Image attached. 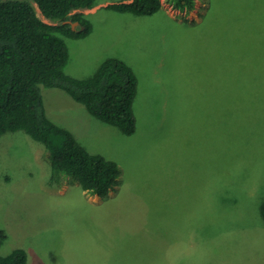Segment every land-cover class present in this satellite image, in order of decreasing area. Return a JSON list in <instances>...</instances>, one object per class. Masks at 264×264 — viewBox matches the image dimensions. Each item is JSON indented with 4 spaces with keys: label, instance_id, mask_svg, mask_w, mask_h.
Masks as SVG:
<instances>
[{
    "label": "rangeland",
    "instance_id": "1",
    "mask_svg": "<svg viewBox=\"0 0 264 264\" xmlns=\"http://www.w3.org/2000/svg\"><path fill=\"white\" fill-rule=\"evenodd\" d=\"M124 1L74 10L91 31L59 36L67 75L90 77L111 57L131 67L135 131L41 87L47 116L114 160L117 183L99 198L70 177L51 182L43 145L4 132L0 254L22 248L26 264H264V0H195L188 13L161 0L147 15L107 7Z\"/></svg>",
    "mask_w": 264,
    "mask_h": 264
},
{
    "label": "trees",
    "instance_id": "2",
    "mask_svg": "<svg viewBox=\"0 0 264 264\" xmlns=\"http://www.w3.org/2000/svg\"><path fill=\"white\" fill-rule=\"evenodd\" d=\"M173 9L190 12L195 0H166ZM40 13L56 24L44 22ZM95 0H0V136L10 130H23L43 145L52 168L51 182L72 178L95 196H105L114 188L118 164L82 147L73 133L46 114L41 87L63 89L74 101L101 121L130 135L136 122L132 103L137 78L131 67L118 58H107L87 78L67 75L63 68L68 49L59 34L82 36L91 24L81 12ZM161 0H131L107 7L147 15L161 9ZM79 21L73 29L70 22ZM83 29H80L81 26ZM264 220V201L260 205ZM3 239L0 232V243ZM24 249L0 254V264H26ZM125 264V263H124Z\"/></svg>",
    "mask_w": 264,
    "mask_h": 264
},
{
    "label": "water",
    "instance_id": "3",
    "mask_svg": "<svg viewBox=\"0 0 264 264\" xmlns=\"http://www.w3.org/2000/svg\"><path fill=\"white\" fill-rule=\"evenodd\" d=\"M66 22H70V24H71V26H72V28L73 29H75L76 27V25H79L80 23H79V21H64L63 23H66ZM84 28V26L82 25L81 27H80V29H83Z\"/></svg>",
    "mask_w": 264,
    "mask_h": 264
},
{
    "label": "crops",
    "instance_id": "4",
    "mask_svg": "<svg viewBox=\"0 0 264 264\" xmlns=\"http://www.w3.org/2000/svg\"><path fill=\"white\" fill-rule=\"evenodd\" d=\"M99 197V196H98ZM100 198V197H99Z\"/></svg>",
    "mask_w": 264,
    "mask_h": 264
},
{
    "label": "bare ground",
    "instance_id": "5",
    "mask_svg": "<svg viewBox=\"0 0 264 264\" xmlns=\"http://www.w3.org/2000/svg\"><path fill=\"white\" fill-rule=\"evenodd\" d=\"M76 27V26H75Z\"/></svg>",
    "mask_w": 264,
    "mask_h": 264
}]
</instances>
